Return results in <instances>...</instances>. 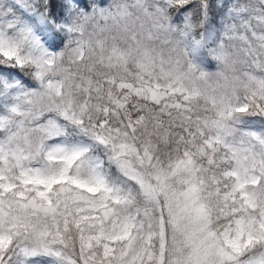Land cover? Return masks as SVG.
Returning a JSON list of instances; mask_svg holds the SVG:
<instances>
[{"label": "snow or ice", "instance_id": "obj_1", "mask_svg": "<svg viewBox=\"0 0 264 264\" xmlns=\"http://www.w3.org/2000/svg\"><path fill=\"white\" fill-rule=\"evenodd\" d=\"M0 264H264V0H0Z\"/></svg>", "mask_w": 264, "mask_h": 264}, {"label": "rangeland", "instance_id": "obj_2", "mask_svg": "<svg viewBox=\"0 0 264 264\" xmlns=\"http://www.w3.org/2000/svg\"><path fill=\"white\" fill-rule=\"evenodd\" d=\"M214 63H215L214 61L211 62L212 67H211L209 70H215V69H214Z\"/></svg>", "mask_w": 264, "mask_h": 264}]
</instances>
